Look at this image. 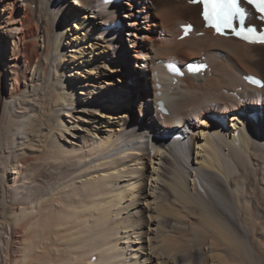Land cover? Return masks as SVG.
Returning a JSON list of instances; mask_svg holds the SVG:
<instances>
[{
    "label": "bare ground",
    "instance_id": "1",
    "mask_svg": "<svg viewBox=\"0 0 264 264\" xmlns=\"http://www.w3.org/2000/svg\"><path fill=\"white\" fill-rule=\"evenodd\" d=\"M0 29L4 262L264 264V86L244 78L264 79V44L189 0H0ZM193 59L208 69H166Z\"/></svg>",
    "mask_w": 264,
    "mask_h": 264
},
{
    "label": "snow or ice",
    "instance_id": "2",
    "mask_svg": "<svg viewBox=\"0 0 264 264\" xmlns=\"http://www.w3.org/2000/svg\"><path fill=\"white\" fill-rule=\"evenodd\" d=\"M193 4L203 5V18L208 26L214 27L217 32L223 29H232V31L245 40H249V35L255 32L253 27L245 28V18L249 14L242 6V3L252 6L256 12L260 13V19L264 20V0H189ZM238 21L240 27H234L233 22ZM249 42L264 43V34H261L257 40Z\"/></svg>",
    "mask_w": 264,
    "mask_h": 264
},
{
    "label": "rangeland",
    "instance_id": "3",
    "mask_svg": "<svg viewBox=\"0 0 264 264\" xmlns=\"http://www.w3.org/2000/svg\"><path fill=\"white\" fill-rule=\"evenodd\" d=\"M75 1V0H74ZM122 1H124V0H122ZM121 1V2H122ZM10 10H11V7L10 6H6L5 8H4V10H2L1 11V14H3V15H5L6 17H10ZM122 22H123V25H128L129 24V22L130 21H132L133 19H135V18H129V17H127V16H123L124 15V13H125V9H123L122 11ZM24 30V28L22 27V25L20 24V23H16V24H14L13 25V36H11L10 38H8V54H7V56L6 57H4V59H3V66H5L7 63H11V60H10V54H11V51H12V46H13V40L14 39H21L22 38V35H23V31ZM0 34H2V35H4L5 36V33H3L2 32V30L0 29ZM125 48L126 49H128L127 50V53L125 54V56H122V57H120L121 58V64H124L123 66H125V68L128 70V68L130 67L129 66V64H128V61L130 62V64H132V66H133V59H134V57H133V54H134V47L133 46H131V43L130 42H126V46H125ZM11 49V50H10ZM66 49H68V46H66ZM1 55H2V51H1V53H0ZM135 65V64H134ZM121 66V65H120ZM124 74V78H127V75H126V73L125 72H122L121 74H117L116 73V75H119V76H121L122 77V75ZM11 74H9L8 75V77L7 78H5V80H4V89H5V91L6 92H10L11 91V89H12V87L14 86V84L16 85H20L21 84V82L20 81H18V80H16L15 81V83H14V81H13V79H11V76H10ZM126 81V80H125ZM144 81V80H143ZM141 82V81H140ZM138 83L139 85H141V83ZM128 106V107H127ZM124 109H126L127 108V110H129V108H131V109H133V106H131V105H127V104H125L124 106H122ZM136 109H137V105H136ZM138 110H136V116H141V117H145L146 116V114L144 113V112H140L139 113V111L137 112ZM66 119H68V118H66ZM252 122H255V123H259L260 121L257 119V121H252ZM11 170L12 169H10V168H8V174H9V177H13L14 176V174H11L10 172H11ZM140 206V205H139ZM138 206V207H139ZM145 228H146V226H144L143 228H142V230L144 231L145 230ZM4 231H2V230H0V234L1 233H3ZM1 254V253H0ZM125 255H127V254H125ZM54 257V259L56 260L57 258H59L58 256H53ZM94 261V260H93ZM0 264H9L7 261H5L4 262V260L3 259H1V257H0Z\"/></svg>",
    "mask_w": 264,
    "mask_h": 264
}]
</instances>
